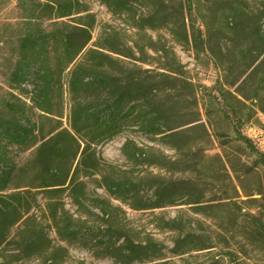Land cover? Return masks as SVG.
Returning <instances> with one entry per match:
<instances>
[{
	"label": "trees",
	"instance_id": "obj_1",
	"mask_svg": "<svg viewBox=\"0 0 264 264\" xmlns=\"http://www.w3.org/2000/svg\"><path fill=\"white\" fill-rule=\"evenodd\" d=\"M171 1L170 13L158 9L153 15L151 11L149 15H136L139 3L153 4L161 0H104L111 12L131 18L139 31L153 29L154 20L163 14L167 23L170 16H181L185 22L187 10L190 38L198 47L203 42L202 31L196 29L195 24L199 20L206 24V16L196 10L212 8L222 1L187 0V5L183 0ZM50 2L17 0V7L22 10L21 27L13 36L0 35V50L10 49L0 73L6 88L0 92V258H6L8 250H15L10 249L11 245L18 241L20 232L30 221L35 222V227L20 241V249L14 256L47 254L49 240L35 215L44 207V213L62 241L92 248L98 258H112L118 264L151 261L157 254L155 247L123 239L113 228H84L73 224V216L65 208L64 195L69 192L79 212H89L85 180L92 179L97 189L104 190L110 199L134 211L162 209L174 204L186 188L184 183L161 177L113 178L104 173L97 149L130 129L172 150L182 149V135L204 125L198 123L199 119H182L175 95L179 84L194 93L196 87L174 76V70L143 69L147 64L144 46L135 45L124 51L97 45L89 47L93 36L88 27L70 25L63 29L58 26V20L77 14L74 8L67 3ZM223 2L232 8L222 19L237 24L240 5L246 1ZM47 20L57 21L51 31L44 27ZM184 26L188 40L185 23ZM258 34L264 39V21L258 27ZM66 86L71 107L69 127L63 128L59 118L63 116ZM212 98L231 123L218 98L213 95ZM223 101L239 121L238 104L242 102H232L225 94ZM231 124L235 135L227 146L246 151L254 159L255 168L264 175V153L240 132L238 122ZM14 148L34 153L26 164L19 166L13 158ZM122 154L136 165L149 162L146 153L132 140L125 142ZM226 164L240 180V173L230 157ZM195 166L210 170L208 160H200ZM94 206V210L105 215L104 206ZM259 208L264 211V204ZM240 216L249 218L252 232L264 239L262 223L249 214L241 212ZM225 258L229 264H242L233 252L226 253ZM209 264H222V260L213 259Z\"/></svg>",
	"mask_w": 264,
	"mask_h": 264
},
{
	"label": "rangeland",
	"instance_id": "obj_2",
	"mask_svg": "<svg viewBox=\"0 0 264 264\" xmlns=\"http://www.w3.org/2000/svg\"><path fill=\"white\" fill-rule=\"evenodd\" d=\"M36 1L70 4L77 14L58 20V26L63 29L70 25L88 27L93 36L89 47L97 45L124 51L135 45L144 46L147 64H138L140 67L160 72L174 70V76L195 85V93L184 84L178 85L177 109L183 120L199 119L198 123L205 128L199 127L182 135L180 150H172L159 141L152 142L135 129L99 146L97 151L103 160L104 173L113 178L161 177L184 183L186 188L172 205L134 211L110 199L104 190L97 189L94 180L86 179L89 212H79L69 192L64 195L65 208L73 216L72 223L84 228H113L123 239L155 247L157 254L151 261L135 264H209L213 259L229 264L225 258L228 252L235 253L242 264H264V239L252 232L249 218L240 216L241 212L252 215L264 225V211L259 208L264 204V175L255 168L254 159L246 151L234 145L227 146L235 135L231 123L238 122L240 132L264 153V39L258 34V27L264 21V0H244L237 24L222 19L232 8L223 2L226 0H218L222 2L212 8H196V13L202 11L206 16V24L203 25L201 20L195 24L196 29L202 31L203 42L198 47L190 38L191 22L187 10L185 22L181 16H170L167 23L163 14L154 20L153 29L139 31L134 28L131 18L111 12L104 0ZM183 1L187 5V0ZM138 6L136 15H149L150 11L153 15L158 9L170 13L173 2L161 0L153 4L139 3ZM21 15L17 0H0V35H15L21 27ZM55 23L57 21L47 20L44 27L51 31L56 27ZM9 52V48L0 50V73ZM137 56L141 57L140 54ZM5 89L0 74V92ZM65 90L63 116L59 120L63 128H68L71 97L67 86ZM224 94L232 102H242L238 104L239 121L223 101ZM212 95L218 98L231 123ZM127 140L135 142L146 153L148 163L136 165L125 158L122 147ZM33 153L32 150L22 152L14 148L13 158L22 166ZM227 157L234 162L240 180L230 172ZM200 160H208L209 171L196 168ZM94 205L104 206L105 215L94 210ZM35 215L49 240L47 254L14 256L20 249V241L35 227V222L30 221L20 232L18 241L11 245L10 249L15 250H8L7 257L0 258V264H118L112 258H98L92 248L62 241L44 213V207Z\"/></svg>",
	"mask_w": 264,
	"mask_h": 264
}]
</instances>
